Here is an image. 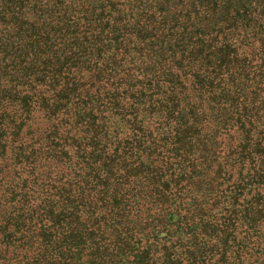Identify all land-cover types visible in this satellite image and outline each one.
<instances>
[{
	"label": "trees",
	"instance_id": "1",
	"mask_svg": "<svg viewBox=\"0 0 264 264\" xmlns=\"http://www.w3.org/2000/svg\"><path fill=\"white\" fill-rule=\"evenodd\" d=\"M0 264H264V0H0Z\"/></svg>",
	"mask_w": 264,
	"mask_h": 264
}]
</instances>
